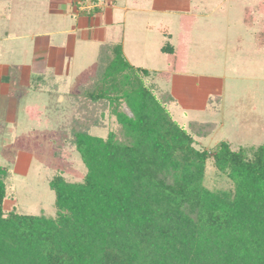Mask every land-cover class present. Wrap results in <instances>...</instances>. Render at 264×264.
Segmentation results:
<instances>
[{"label":"trees","instance_id":"obj_1","mask_svg":"<svg viewBox=\"0 0 264 264\" xmlns=\"http://www.w3.org/2000/svg\"><path fill=\"white\" fill-rule=\"evenodd\" d=\"M195 20V12L180 15L177 45L161 47L164 72L131 65L121 45L100 46L93 73L69 96L52 152L64 161L73 147L86 167L81 182L49 180L55 217L5 213L0 165V264H264V145L196 149L194 137L207 138L216 124L178 125L167 109L174 97L151 85L185 71ZM255 47L264 48L263 34ZM35 110L29 117L38 121ZM105 115L118 131L92 135ZM207 160L231 190L203 185Z\"/></svg>","mask_w":264,"mask_h":264},{"label":"rangeland","instance_id":"obj_2","mask_svg":"<svg viewBox=\"0 0 264 264\" xmlns=\"http://www.w3.org/2000/svg\"><path fill=\"white\" fill-rule=\"evenodd\" d=\"M84 1L0 0V36L7 31L17 37L0 39L2 52L13 62L11 92L17 100L15 121L0 128L5 213L55 217L49 180L61 175L78 183L86 173L73 147L69 159L52 156L59 127L71 113L73 89L93 73L105 43L121 45L135 67L166 71L161 47L177 45L182 14H196L189 60L185 71L151 84L156 95L167 91L174 97L167 109L180 126L216 124L207 138L194 137L198 150L209 151L220 141L234 150L264 145V48L255 47V35H264V0H107L91 13L79 9ZM34 109L42 111L38 121L29 117ZM121 111L131 116L125 104ZM104 122L105 128L90 133L106 138L118 131L114 117L105 115ZM203 185L233 187L211 160Z\"/></svg>","mask_w":264,"mask_h":264},{"label":"crops","instance_id":"obj_3","mask_svg":"<svg viewBox=\"0 0 264 264\" xmlns=\"http://www.w3.org/2000/svg\"><path fill=\"white\" fill-rule=\"evenodd\" d=\"M5 38L14 39L17 37L9 35L8 32L6 31L3 34H1V36H0V39H5ZM2 53H3V55H2ZM11 63H13V62L11 60V57L7 55V51H6V53H4V52H2V50L0 48V102L3 105V108H2L3 110L0 112V128L2 126H5V125H3L5 123H10V125H11L15 121L14 110L17 109V107H16L17 106V100H16V95L11 92V91H13V89L11 87V84H12V80H11V77H12L11 68H12V66H11ZM19 81L21 82V80H19ZM2 101H4V102H2ZM27 108L28 107H25V110ZM10 125L6 124L7 127H9Z\"/></svg>","mask_w":264,"mask_h":264},{"label":"built area","instance_id":"obj_4","mask_svg":"<svg viewBox=\"0 0 264 264\" xmlns=\"http://www.w3.org/2000/svg\"><path fill=\"white\" fill-rule=\"evenodd\" d=\"M106 1L107 0H85L84 3L79 7V9L83 12L90 13L93 10L102 9Z\"/></svg>","mask_w":264,"mask_h":264}]
</instances>
